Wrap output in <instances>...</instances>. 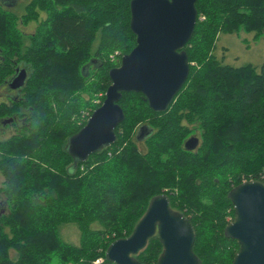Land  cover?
Wrapping results in <instances>:
<instances>
[{"label": "trees", "instance_id": "1", "mask_svg": "<svg viewBox=\"0 0 264 264\" xmlns=\"http://www.w3.org/2000/svg\"><path fill=\"white\" fill-rule=\"evenodd\" d=\"M131 1L31 0L19 15L0 0V93L17 70L28 72L0 102L1 137L13 128L0 138V264H115L109 247L161 195L193 226L201 264L234 263L230 193L264 182V64L235 67L215 51L223 34L264 36V0H197L184 48L190 74L170 108L155 112L142 94L124 93L115 143L79 161L68 143L88 123L82 112L103 104L110 71L137 46ZM32 22L26 34L21 26ZM191 138L198 144L188 149ZM69 224L79 245L61 237ZM163 248L156 234L134 258L157 264Z\"/></svg>", "mask_w": 264, "mask_h": 264}, {"label": "water", "instance_id": "2", "mask_svg": "<svg viewBox=\"0 0 264 264\" xmlns=\"http://www.w3.org/2000/svg\"><path fill=\"white\" fill-rule=\"evenodd\" d=\"M196 3L197 0L131 1V30L137 36V46L122 58L120 67L110 71L112 84L105 101L86 126L69 139L68 150L74 158L86 161L115 143L116 129L125 119L119 104L124 93L142 94L155 112L170 108L190 74L184 48L195 32ZM27 77L26 69L17 70L9 89H21ZM197 144L198 140L191 138L186 147L193 149ZM230 197L235 218L226 232L240 245L233 264H264V182H243L232 189ZM156 234L164 246L157 264H201L193 250V226L183 214L170 208L165 195L151 201L129 238L117 240L109 247L108 260L115 264H142L134 256Z\"/></svg>", "mask_w": 264, "mask_h": 264}, {"label": "rangeland", "instance_id": "3", "mask_svg": "<svg viewBox=\"0 0 264 264\" xmlns=\"http://www.w3.org/2000/svg\"><path fill=\"white\" fill-rule=\"evenodd\" d=\"M14 1H17L15 3ZM31 0H1L2 5L6 7L7 9L14 11L16 14L22 15L25 11V6L29 3ZM46 17L45 14L42 15V20ZM22 30L26 34H32L37 29V24L35 22H32L31 24L24 26H21ZM98 41L95 44V47L97 46ZM216 55L221 58L223 55L225 58V63L240 67L245 65H253L255 67H261L264 64V36H262L260 39L256 40L254 34H247L244 32L239 33L238 35H221L216 43ZM118 55L116 53L111 55V59L115 60L117 59ZM9 84V83H8ZM12 91L11 89L4 88L1 90L0 93V102L7 101V98L5 97ZM101 96V95H100ZM94 104L100 103V99H96L93 102ZM91 110H85L82 112L81 118L85 119V121L88 120ZM90 119V118H89ZM89 121V120H88ZM13 129V128H12ZM12 129L5 130L4 136L0 138H7L10 133L12 132ZM140 140L138 141L139 148L142 151H145V137L141 134L138 135ZM3 181L2 177L0 176V185ZM61 237L64 241L67 243L73 244V245H79L80 242V231L76 225H63L60 229Z\"/></svg>", "mask_w": 264, "mask_h": 264}, {"label": "flooded vegetation", "instance_id": "4", "mask_svg": "<svg viewBox=\"0 0 264 264\" xmlns=\"http://www.w3.org/2000/svg\"><path fill=\"white\" fill-rule=\"evenodd\" d=\"M12 91H13V90H12ZM13 92H16V91H13ZM139 134H141V135L144 136V129H142L141 132H140Z\"/></svg>", "mask_w": 264, "mask_h": 264}, {"label": "built area", "instance_id": "5", "mask_svg": "<svg viewBox=\"0 0 264 264\" xmlns=\"http://www.w3.org/2000/svg\"><path fill=\"white\" fill-rule=\"evenodd\" d=\"M99 262V261H98Z\"/></svg>", "mask_w": 264, "mask_h": 264}]
</instances>
